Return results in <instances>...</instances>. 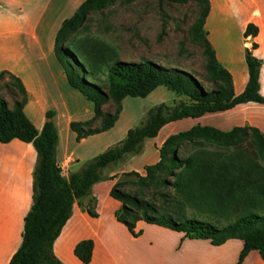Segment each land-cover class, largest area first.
<instances>
[{
  "label": "trees",
  "instance_id": "obj_1",
  "mask_svg": "<svg viewBox=\"0 0 264 264\" xmlns=\"http://www.w3.org/2000/svg\"><path fill=\"white\" fill-rule=\"evenodd\" d=\"M112 1H84L74 15L63 22L56 35V57L69 84L94 104L93 119L100 120V125L95 128L91 127L93 119L72 122L71 128L77 133V139L110 130L120 118L122 102L126 97H145L157 87L165 86L185 99L153 106L148 110L145 120L129 129L125 138L86 161L80 170L66 176L57 158L59 132L54 122L55 111L46 112V121L42 129L38 130L25 113L28 93L22 80L12 73L0 72V80L6 73L14 79L21 95L20 99L14 98L12 107L0 97V142L18 139L32 143L38 154L33 173V203L25 217L21 246L8 264H64L55 255L53 247L72 216L74 204L90 196L93 186L108 177L105 174L107 167L118 164L127 156L140 155L144 151L145 141L156 137L165 125L226 111L242 103H264L260 84L263 62L249 48L245 52L249 80L241 94L235 93L232 74L219 62L204 29L211 7L210 0H196L201 9L191 26L192 41L203 49L206 58L204 75L177 67H164L151 61H116L109 65L106 72V87L101 85L97 78L100 66L94 62L100 53L97 51L90 58L79 49L70 52L64 44L83 25L90 11L101 10ZM173 1L185 3L189 0ZM258 33V27L249 24L245 37H256ZM256 47L257 43L253 42L252 49ZM109 100L115 106L113 113L102 110ZM184 142L214 143L224 147L248 143L253 145L257 158L264 161V134L258 127L235 126L230 130H222L196 124L188 130L172 134L164 141L160 147V160L146 167L145 176L138 172L127 173L135 174L143 187L160 189L174 186L182 199H169L165 192L160 191L158 199L143 200L140 195L124 192L121 182L117 181L110 194L122 203L116 212L118 220L134 235L139 234L134 231L136 224L144 220L182 232L188 238L208 239L214 245L239 238L244 241V247L238 264L253 250L259 251L264 257V214L256 211L257 207L264 204V166L255 159L252 162L244 160L243 154L233 158L236 162H225L200 153L182 159L177 155V148ZM237 167L242 172L235 177L233 172ZM168 176L174 177L175 182L170 183ZM237 190L243 193L237 196ZM186 203L197 207L204 204L227 206L231 203H246L255 210L236 209L240 213L225 226L219 227L210 220L187 215L183 208ZM85 209L91 216H98L95 199H91ZM93 248L94 242L86 239L76 245L74 252L83 263L88 264L92 259Z\"/></svg>",
  "mask_w": 264,
  "mask_h": 264
},
{
  "label": "crops",
  "instance_id": "obj_2",
  "mask_svg": "<svg viewBox=\"0 0 264 264\" xmlns=\"http://www.w3.org/2000/svg\"><path fill=\"white\" fill-rule=\"evenodd\" d=\"M84 1L0 0V72L20 76L12 69V65L24 60L25 54L21 50H13V40L31 38L41 48L37 32L39 28L47 32L45 16L49 10L72 6L74 15ZM210 3L204 29L219 62L232 74L235 93L241 94L249 80L245 59L246 49L249 48L263 62L260 84L264 96V0H210ZM30 7L39 8L40 11L35 10L30 14L26 10ZM66 19L63 17L56 26V35ZM249 24L258 27L256 37H245ZM253 42L257 43L254 49ZM47 59H52L47 67V82L42 83L38 78V83H31L30 88L22 81L28 100L34 99L36 118H30L25 113L36 128L41 130L46 121V112L55 111L54 122L59 132L57 158L63 174L68 176L82 167L76 142L89 137L78 140L71 124L74 121L91 120L95 113L89 100L86 101L85 96L82 97L81 92L69 84L56 57L55 43L53 49L50 47ZM84 114L90 118H78ZM203 117L211 118L212 125L222 130H230L235 126H255L264 134V103L248 102L226 111L171 122L156 137L145 141L144 150L148 142L159 149L171 134L176 133L175 124ZM96 121L100 123L99 119ZM147 158L146 152L143 155L127 156L121 161V166L114 164L106 168L105 174L108 177L93 186L90 196L74 204L72 216L54 242L55 255L64 264H85L74 250L80 241L91 239L94 248L88 264H238L244 247V241L239 238L214 245L208 239L188 238L182 232L144 220L136 224L134 231L139 234L134 235L118 220L116 212L122 203L110 194L118 174L130 170L136 164L147 165ZM37 163L38 154L32 143L18 139L8 143L0 142V264H8L21 246L25 217L33 203V173ZM91 199L97 201V217L91 216L85 209ZM240 264H264V257L259 251L253 250Z\"/></svg>",
  "mask_w": 264,
  "mask_h": 264
},
{
  "label": "rangeland",
  "instance_id": "obj_3",
  "mask_svg": "<svg viewBox=\"0 0 264 264\" xmlns=\"http://www.w3.org/2000/svg\"><path fill=\"white\" fill-rule=\"evenodd\" d=\"M24 1L32 2L33 0ZM39 1L41 2V0ZM31 8L26 9L30 14L35 10L40 11L38 7H36L38 9ZM200 9L201 6L196 0H189L185 3L173 0H113L101 10L90 11L83 25L70 35L64 45L70 52H76V49H79L86 53V57L90 58L95 52L100 53L94 62L100 66V73L97 78L105 87L108 67L116 61L137 63L151 61L164 67H177L191 73L204 75L206 58L203 49L192 41L191 33V26L199 16ZM73 12L72 6L49 10L45 16L48 23L47 32H42L40 28L37 32L41 48H38L36 42L31 38L21 41L13 40V50L23 51L25 59L14 63L12 69L20 74L18 77L30 88L31 83H38V78L42 83L48 81V64L50 61L52 63V59H47V54L50 47L52 49L54 47L56 36L54 30L63 17L69 18ZM88 73L89 70L86 74ZM196 77L200 80L199 76ZM59 83L63 82L59 81ZM80 95L84 97L83 94L80 93ZM0 97L6 99L11 107L14 98L20 99L21 97L16 82L8 73L0 80ZM84 99L88 101L86 97ZM181 99H185V97L176 95L165 86L157 87L145 97H126L122 102L123 110L120 118L110 130L90 135L86 140L76 142V151L82 166L95 155L125 138L129 129L140 125L145 120L150 108L161 102L173 104ZM88 103L92 105L94 114V104L89 101ZM102 110L113 113L115 106L109 100L103 105ZM25 111L30 118H36L33 98L28 100ZM78 118L86 120L90 117L88 114H84ZM212 122L213 120L208 117L182 121L175 124L177 126L174 131L179 133L196 124L213 126ZM99 125L100 123L93 119L91 127L95 128ZM145 152L149 164L144 166L136 164L130 170L118 174L117 181L121 182V189L124 192L140 195L139 197L143 200L158 199L160 191L165 192L169 199L175 197L181 200L182 196L177 193L174 186H166L160 189L153 186L143 187L138 183V177L135 174H127L138 172L145 176L147 174L146 167L160 160V148H155L151 142H148L147 148L141 154L143 155ZM197 153L225 162L234 161L233 158L237 154H243L244 160L252 162L255 159L254 161L264 166V161L255 155L253 145L248 143L237 147H224L214 143L184 142L177 148V155L182 159ZM115 165L121 166L122 162ZM176 171L179 172V170ZM239 172L242 170L237 167L234 169L233 175L238 177ZM167 179L170 183L175 182V178L172 176H168ZM242 193L240 190L235 192L237 196ZM183 208L187 215L202 220H210L219 227L225 226L240 213L236 209L255 210L246 203L242 205L231 203L227 206L204 204L202 207L186 203ZM256 211L264 214V204L257 207ZM226 216H230V218L227 219Z\"/></svg>",
  "mask_w": 264,
  "mask_h": 264
}]
</instances>
